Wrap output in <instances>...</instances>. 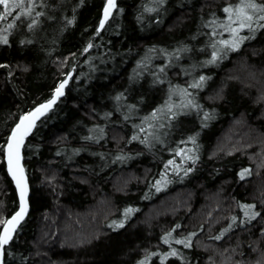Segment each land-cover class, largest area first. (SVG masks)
<instances>
[{
	"label": "trees",
	"instance_id": "16d2710c",
	"mask_svg": "<svg viewBox=\"0 0 264 264\" xmlns=\"http://www.w3.org/2000/svg\"><path fill=\"white\" fill-rule=\"evenodd\" d=\"M104 3L37 0L33 29L0 21V221L18 206L9 134L68 81L25 139L30 210L3 264H264V28L190 74L173 45L216 43L238 0H116L99 29ZM155 48L170 57L147 70ZM197 82L196 110L166 111L167 86ZM158 113L170 120L153 142Z\"/></svg>",
	"mask_w": 264,
	"mask_h": 264
},
{
	"label": "snow or ice",
	"instance_id": "6c2138e0",
	"mask_svg": "<svg viewBox=\"0 0 264 264\" xmlns=\"http://www.w3.org/2000/svg\"><path fill=\"white\" fill-rule=\"evenodd\" d=\"M37 6V0H0V21H7L11 18V22L7 23L6 28L3 29V33H7L10 29L16 27V22L21 21L22 17L30 19V23H28L27 27L30 30L33 29L38 23L37 18L43 15L42 12L35 11ZM113 8H115V0H108V4L105 7L104 20L100 22L101 28H103ZM223 11L228 14L227 23L223 26L225 30L230 31L234 37L231 42L229 40L220 41V43L225 46L231 43L234 48L238 47L239 43L246 39V37L239 36V32L245 28L250 31L255 30L253 25L264 28V3H258L257 0H238L236 5H229L225 7ZM69 23H71V21H69ZM213 23H215V21H213ZM233 25H238V27H233ZM0 43H8L7 34H0ZM88 47L91 48L92 45L89 44ZM213 47L215 48V45H213ZM85 51H87V49H85ZM217 58V53L214 51L212 53V59L208 62L213 63ZM161 71H163V69H161ZM204 79L205 78L201 76L200 82ZM67 82L66 79L59 85L56 89V95L47 104H43L36 108L34 112H29L20 117L19 123L16 124L9 137L7 145L8 170L16 181L17 188L19 189L20 210L12 216L11 219L0 221V223L4 225L3 231L0 232V264H3L5 245L9 244L12 240L13 233L16 231L17 226L23 220L27 212L28 189L23 175L24 170L20 165V149L24 143V138L35 126V121L43 114V111L50 108L51 105L55 103L56 99L63 95V89ZM200 82L194 83L190 85V87L198 88L201 86ZM182 91L185 95H189L186 89ZM189 103H191V101H189ZM169 111H171V106H169ZM152 118H156L155 112L152 114ZM141 131H144V129H141ZM128 211H131V209ZM217 239H219V237H217ZM176 242L184 243L183 241ZM171 254L176 255V252L173 251ZM141 264H144V262H141Z\"/></svg>",
	"mask_w": 264,
	"mask_h": 264
},
{
	"label": "rangeland",
	"instance_id": "374dc122",
	"mask_svg": "<svg viewBox=\"0 0 264 264\" xmlns=\"http://www.w3.org/2000/svg\"><path fill=\"white\" fill-rule=\"evenodd\" d=\"M227 16L228 14H226V21L225 23H223L222 25L218 26L217 28V39H216V43H214L213 45L217 44L219 48H233L234 47L232 46V44L230 43L229 45L225 46L223 44L220 43V41H223V40H229L230 42L234 39L232 33L230 31H227L225 30V27L223 26L224 24L227 23ZM233 27H238V25H233ZM250 33H252V31H250ZM230 34V36H229ZM229 36V39H227L226 37ZM238 39V38H237ZM208 43V42H207ZM171 43H169L170 45ZM213 45H208L205 44L204 45V48H196V50L193 52L192 50H187L186 48H179L177 47L176 45H173L174 48L173 50H177V53L179 54L178 57H176V59H178V61H183V60H186V63L188 64V66H191L192 65V68H185L183 71L185 72H190V74L194 73L198 68H201V67H205L207 66V64L209 63L208 61L207 62H202V63H198V67H195L193 64H189V62L191 61H194L196 58H192V57H195L196 55H200L201 53L207 51V50H211L210 51V56L212 58V53L215 51L217 53V56L218 58L216 60H219L220 57L222 56L221 54L224 53L223 49H215L213 48ZM240 45V43H239ZM238 45V46H239ZM237 47H235L236 49ZM166 50V49H165ZM213 50V51H212ZM221 52V53H220ZM145 59L147 61V64H146V67H147V70H155V65H157V62L162 58H165V57H170L169 53L167 51H164L163 49H159V48H155L154 50H147L146 51V54H145ZM172 65V64H171ZM136 69V68H135ZM158 70V72H162L161 71V68L158 67L156 68ZM165 69H168V67L166 66H163V71ZM133 72V71H132ZM138 74V73H137ZM150 76L147 75L145 76V79L142 80L145 84H147L148 86L152 85L153 84H150L151 82H153V80H151V78H149ZM188 79V78H187ZM183 80V82H189V79L187 80ZM151 80V81H150ZM135 80H131V83L134 84V83H140L141 82V79H139L138 81H135ZM192 85V84H190ZM192 88L193 87H190V86H186L185 88L182 87V86H176L175 88L173 87H170V86H167V102L169 103L168 104V108L166 109V111L169 110V106H171V109L175 110L177 113H181V112H184L188 109L190 110H196V105H195V101H194V97H193V91H192ZM186 89L187 90V93L189 95H185L184 92L182 90ZM193 97V98H192ZM189 101H191V103H189ZM158 115L160 116V114L158 113ZM158 116L156 115V118ZM163 117V118H162ZM172 117V116H171ZM176 117V116H174ZM152 119V118H151ZM170 119L166 118L165 116H160V118L156 121V127L154 128V131H153V127L151 126H146V133H147V137L148 136H151L153 135V132H162L164 131L165 127L163 126V123H168ZM141 134L144 135V131H140ZM151 141L155 142L157 140V137L155 138L154 135L150 138Z\"/></svg>",
	"mask_w": 264,
	"mask_h": 264
},
{
	"label": "water",
	"instance_id": "95a60500",
	"mask_svg": "<svg viewBox=\"0 0 264 264\" xmlns=\"http://www.w3.org/2000/svg\"><path fill=\"white\" fill-rule=\"evenodd\" d=\"M107 4H108V0H105L104 7H103V11H102V15H101V20H104L105 7L107 6ZM115 4H116V0H115ZM114 9H115V8L112 9L111 14L109 15L108 19H107V20L105 21V23H104V26H105V25L109 22V20L111 19L112 14H113V12H114ZM101 20H100V22H101ZM104 26H103V27H104ZM99 29H102V28L99 26ZM55 95H56V91H55V93L53 94V96H52L48 101H46V102L40 104V105L37 106L36 108L40 107V106L43 105V104H47L50 100L53 99V97H54ZM59 97H60V96H59ZM59 97H58V98H59ZM58 98L56 99L55 103L51 105L50 108H48L47 110H44V111H43V114L40 115L39 118L35 121V126L37 125V123H38L43 117H45V116H46V115L52 110V108L54 107V105L57 103ZM36 108H34L31 112H34ZM27 114H28V113H27ZM19 120H20V119H19ZM19 120L17 121L16 124L19 123ZM15 126H16V125H15ZM15 126H14V128H15ZM35 126L32 128V130L30 131V133L33 131V129L35 128ZM14 128H13V129H14ZM13 129H12V130H13ZM30 133H29V134H30ZM11 134H12V131H11V133L9 134V137L11 136ZM29 134L24 138V143H25V139L29 136ZM9 137H8V139H7L6 145H5L4 150H3V162H4V167H5L6 175H7L8 179L10 180V182H11V184H12V186H13V189H14V192H15V195H16V198H17V203H18L17 210H16V211H15V212H14V213L8 218V219H11V217L14 216V215L20 210V194H19V189L17 188V185H16V181L13 179L11 173H10L9 170H8L7 145H8ZM24 143H23V145H22V147H21V149H20V157H21V159H20V165H21V167L23 168V170H24V167H23V148H24ZM23 175H24L25 181H26V183H27V189H28V191H27V212H26V214L24 215L23 220H22V221L19 223V225L17 226L16 231L13 233V237L15 236V234L17 233L19 227L21 226V224L24 222V220H25L26 217L28 216V214H29V210H30V207H29V185H28V181H27V176H26L25 170L23 171ZM8 219H7V220H8ZM3 228H4V225L2 226L0 232L3 231ZM12 239H13V238H12Z\"/></svg>",
	"mask_w": 264,
	"mask_h": 264
}]
</instances>
